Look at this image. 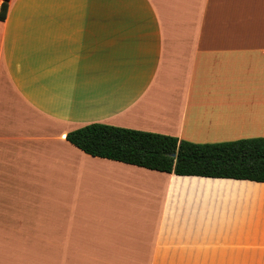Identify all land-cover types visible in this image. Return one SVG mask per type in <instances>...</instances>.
<instances>
[{"label":"crops","instance_id":"0c3cea01","mask_svg":"<svg viewBox=\"0 0 264 264\" xmlns=\"http://www.w3.org/2000/svg\"><path fill=\"white\" fill-rule=\"evenodd\" d=\"M94 122L195 143L264 137V0H9L0 20V264H48L52 249L76 264H262L264 228L245 227L243 205H261L264 182L159 172L66 140ZM186 237L191 255L156 254Z\"/></svg>","mask_w":264,"mask_h":264},{"label":"trees","instance_id":"16d2710c","mask_svg":"<svg viewBox=\"0 0 264 264\" xmlns=\"http://www.w3.org/2000/svg\"><path fill=\"white\" fill-rule=\"evenodd\" d=\"M8 1L1 6L0 20ZM65 138L88 155L159 172L264 182V137L195 143L94 122L67 132Z\"/></svg>","mask_w":264,"mask_h":264},{"label":"rangeland","instance_id":"374dc122","mask_svg":"<svg viewBox=\"0 0 264 264\" xmlns=\"http://www.w3.org/2000/svg\"><path fill=\"white\" fill-rule=\"evenodd\" d=\"M244 138H254V137H244ZM242 139V138H239ZM236 140V139H235ZM241 189V188H239ZM246 190V189H243ZM250 192H257L256 190ZM264 190H260L259 192H263ZM260 194V193H257ZM261 196V195H260ZM264 197V195H263ZM262 205L259 206L257 202H254L253 204L250 202L248 205H243L244 207V223L245 227L248 228H264V199L262 200ZM176 222L180 224L182 228V232L186 234H190L191 236V219H188L186 216H180V218H176ZM147 226H152L153 222L147 221ZM118 226H126L132 229H135L137 227L144 228L145 225L143 222L139 223H133L129 219V217L125 221L124 219L120 217V221L117 224ZM182 238V236H181ZM169 248H162L157 251L156 254L158 255H191V238H184L180 240H175L172 243H169ZM45 249H31V251L37 252V258L36 259H43V252ZM49 250V249H48ZM41 253V254H39ZM133 255V254H132ZM48 264H76V263H68L66 262V259L62 257L59 253L58 249H52L51 256L47 257ZM262 264H264V257L262 259Z\"/></svg>","mask_w":264,"mask_h":264},{"label":"built area","instance_id":"2783aa9c","mask_svg":"<svg viewBox=\"0 0 264 264\" xmlns=\"http://www.w3.org/2000/svg\"><path fill=\"white\" fill-rule=\"evenodd\" d=\"M4 0H0V13H1V6L3 4Z\"/></svg>","mask_w":264,"mask_h":264},{"label":"bare ground","instance_id":"6f19581e","mask_svg":"<svg viewBox=\"0 0 264 264\" xmlns=\"http://www.w3.org/2000/svg\"><path fill=\"white\" fill-rule=\"evenodd\" d=\"M263 195H264V193H261V196H262V197H263ZM263 198H264V197H263ZM260 200H261V201H260V202H261L260 204L262 205V203H263L262 200H263V199L261 198Z\"/></svg>","mask_w":264,"mask_h":264}]
</instances>
